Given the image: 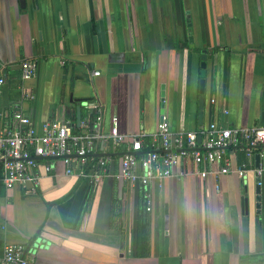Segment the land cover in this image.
I'll list each match as a JSON object with an SVG mask.
<instances>
[{
	"label": "crops",
	"instance_id": "crops-1",
	"mask_svg": "<svg viewBox=\"0 0 264 264\" xmlns=\"http://www.w3.org/2000/svg\"><path fill=\"white\" fill-rule=\"evenodd\" d=\"M27 60L36 71L23 80ZM0 78V132L19 116L38 134L50 121L80 132L96 106L107 140L94 156L108 159L97 181L40 159L34 196L0 182V264L7 244L32 264H264V156L232 146L228 174L181 162L147 189L119 178L131 139L150 140L162 116L173 136L264 127V0H0ZM114 127L125 136L115 149Z\"/></svg>",
	"mask_w": 264,
	"mask_h": 264
},
{
	"label": "built area",
	"instance_id": "built-area-1",
	"mask_svg": "<svg viewBox=\"0 0 264 264\" xmlns=\"http://www.w3.org/2000/svg\"><path fill=\"white\" fill-rule=\"evenodd\" d=\"M20 68L21 78L29 79L35 74L36 63L23 61ZM3 82L0 78V85ZM94 109L96 113L92 121L83 123L80 132L73 131L68 123L50 121L42 125V132L38 134L25 116L18 117L16 129L5 127L0 132V182L3 188L19 189L25 196H34L39 187V176L35 170L40 159L61 160L67 167L66 174H71L75 165L80 175H90L97 181L104 173L108 159L94 156L96 141L107 140L101 133L100 111L96 106ZM108 139L115 149L125 141V136L118 134L114 127ZM142 141L140 136L131 139L129 152L121 157L119 172L120 179L142 189H147L155 180L170 177L173 168L181 162L192 161L197 166L221 164L217 173L226 175L230 170L226 151L232 146L245 149L246 156H264V127L258 126L231 130L212 123L204 131L173 136L166 117L162 116L156 133L150 137L148 150L143 149ZM247 172L245 164L237 170L240 178H244ZM208 173L205 170L199 172L202 178ZM261 175L262 171L257 170L256 176L261 179ZM149 197L146 194L147 202ZM33 262L32 256L26 257L24 246H4L1 264Z\"/></svg>",
	"mask_w": 264,
	"mask_h": 264
},
{
	"label": "water",
	"instance_id": "water-1",
	"mask_svg": "<svg viewBox=\"0 0 264 264\" xmlns=\"http://www.w3.org/2000/svg\"><path fill=\"white\" fill-rule=\"evenodd\" d=\"M206 59H207V52L205 50L201 51V63H200V77L203 79L205 77V69H206ZM204 90V80L200 81V94L201 96L199 97V106L200 108H202L203 105V91ZM77 102H82L84 105H86V100L84 99H80V100H76ZM200 117V115H199ZM200 140V137L198 138ZM260 178H256V209L259 212V208H260V201H261V187L259 185L260 183ZM242 214H243V218H242V223H243V234H244V241L246 242L247 239V226H248V204H247V199L243 198L242 199ZM36 238L31 240L30 245H33L36 243Z\"/></svg>",
	"mask_w": 264,
	"mask_h": 264
},
{
	"label": "trees",
	"instance_id": "trees-1",
	"mask_svg": "<svg viewBox=\"0 0 264 264\" xmlns=\"http://www.w3.org/2000/svg\"><path fill=\"white\" fill-rule=\"evenodd\" d=\"M149 148V140H145V142H143V149L146 150ZM227 152V151H226ZM243 164V163H242ZM241 164V165H242ZM145 226L141 225L138 228V234H137V241H138V247L141 249H143V247L146 245L147 243V236L145 234Z\"/></svg>",
	"mask_w": 264,
	"mask_h": 264
}]
</instances>
